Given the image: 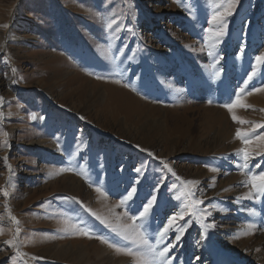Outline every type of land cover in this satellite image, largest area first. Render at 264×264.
Instances as JSON below:
<instances>
[{"label": "rangeland", "instance_id": "rangeland-1", "mask_svg": "<svg viewBox=\"0 0 264 264\" xmlns=\"http://www.w3.org/2000/svg\"><path fill=\"white\" fill-rule=\"evenodd\" d=\"M227 2L0 0V264H158L71 227L123 246L109 225L131 223L124 212L138 215L156 187L149 218L137 221L152 243L168 217L204 202L177 221L185 232L171 264H264V196L245 198L246 173L264 171L256 155L264 143L249 146L243 169L236 137L264 123V92L248 94L264 85V65L255 64L264 0H234L225 35L209 48V22ZM240 88L250 107L230 113L223 105ZM34 141L64 159H49ZM187 180L199 183L190 189ZM133 186L136 195L118 207ZM14 237V247L5 243Z\"/></svg>", "mask_w": 264, "mask_h": 264}, {"label": "snow or ice", "instance_id": "snow-or-ice-1", "mask_svg": "<svg viewBox=\"0 0 264 264\" xmlns=\"http://www.w3.org/2000/svg\"><path fill=\"white\" fill-rule=\"evenodd\" d=\"M233 6L234 0H228V2L223 6L222 11L214 12L209 23L214 24L215 28L210 27L207 29V32L210 35L206 38L205 41L209 48H215L216 44L220 42V38L225 35V29L227 28L226 18L232 15ZM115 23L116 21L113 20L112 23L108 25V27L111 28L112 25ZM209 54L212 55L213 53L210 52ZM255 64L264 65V53L255 57ZM218 74L219 73H217V75ZM255 76L256 70L255 67H253L252 71L248 73L247 79L243 83L247 85L250 81L253 80ZM251 91L264 92V85L249 90V95L251 94ZM244 92L245 88H240L239 91L235 93V100L225 103L223 107L227 108L230 113L235 107H250L249 105L244 104L241 100V94ZM2 103L3 97H0V104ZM209 103H211V101H209ZM261 111H264V109H262ZM81 118L83 119V117ZM232 119L240 124L248 123L247 121L239 120V118L235 114H233ZM258 128H264V123L254 124L249 130V132H244L240 129H237L236 131V137L241 140L243 145H245V147L240 149V152L243 153V158L245 161L242 166L243 169H248V161L250 159L252 151H254V149H251L249 146L256 144L257 141L264 143V134H257L255 136H251L249 134L256 133V129ZM256 155H264V153L256 152ZM165 167H167V165H165ZM256 167H259V164H257ZM63 170L64 169H61V171ZM136 171L137 173H140V169H136ZM168 171L172 172V169L168 168ZM246 174L248 175V180L245 186H250V191L247 197L245 198H253L254 196H264V171L259 172V174H253L249 170V172ZM173 175H175V173H173ZM177 179H179V177H177ZM198 183L199 182L195 180L184 181V184L189 186L190 189L194 188ZM97 191H100V189L97 188ZM224 191H227V189H224ZM156 192H158V187L153 189V193L149 194V197L146 199V202L142 204V210L138 212V215L134 214L129 216L127 211L124 212V215L129 220H131V223L116 224L115 226L109 225L111 227V230L125 242L123 246L117 245L116 243H111L102 236H93L92 232L87 228H78L76 225H72L71 227L79 235L85 236L89 239H98L102 243L108 244L110 248H114L117 252H123L126 255L138 257L140 260L143 261H157L158 264H171L172 257H169L168 253L171 249L177 247L181 243L182 237L185 232V227L177 226V221L184 220L186 215L192 216L199 211H203L201 209H198L197 206L203 204L204 202L201 199H192L191 205L189 207H187L186 209L182 208L179 212L168 217L167 222L163 225L161 229L158 230L157 235L155 237V242L152 243L150 242L146 233L142 230V226L137 224V221H146L149 218L151 210L157 202V196L154 194ZM136 193L137 188L135 186L131 187V189L127 191L126 195H124L120 199L119 205L117 206L126 207L128 202L133 199ZM5 195H7L6 192ZM188 195L191 198L194 196V193L190 190ZM92 215H95V213H92ZM207 215L210 216L211 213L207 212ZM97 219H100V217H97ZM117 219H119V217H117ZM13 220L15 221V218H13ZM15 223L18 224L19 221H15ZM188 223L189 221L185 220V225H187ZM200 223L203 224V220H201ZM203 226L205 230H207V228L214 227V225L212 224H207ZM170 230H175L176 235L174 239H172L170 242H166V237L168 236ZM18 232L19 229H17V233ZM5 243L10 247H14L15 237L11 240L5 241ZM162 244L164 246L161 248L160 245ZM11 259L13 264H15V257H12ZM197 259H199V257H197Z\"/></svg>", "mask_w": 264, "mask_h": 264}, {"label": "bare ground", "instance_id": "bare-ground-1", "mask_svg": "<svg viewBox=\"0 0 264 264\" xmlns=\"http://www.w3.org/2000/svg\"><path fill=\"white\" fill-rule=\"evenodd\" d=\"M179 32V31H178ZM180 33V32H179ZM175 36V35H174ZM177 36V35H176ZM179 36V35H178ZM177 38V37H176ZM68 75H70L71 73L70 72H68L67 73ZM173 75V74H172ZM109 101L110 102H112L111 101V99H109ZM116 105L117 106H119V107H123V106H125V104L121 101V102H118V103H116ZM54 142V141H53ZM32 146H34V147H39L40 149H42V150H44V151H49V155L48 156H50V158L49 159H51V158H53V160L55 159L56 161H61V160H63L64 159V156H63V154L62 153H59L58 152V149L54 146V148H53V146H51L50 144L48 145L49 147H47L46 145H47V143L44 141V142H38V141H34L32 144H31ZM55 145H56V143H55ZM234 175V174H233ZM241 179V178H240ZM239 179V180H240ZM243 181V180H242ZM80 182V181H79ZM243 182H245V180L243 181ZM247 182V181H246ZM80 185H82L81 183H80ZM240 185H241V183H240ZM83 186V185H82ZM243 189V188H242ZM241 189V190H242ZM88 191L86 190V193H87ZM239 192H241V191H239ZM88 194V193H87ZM250 205V204H249ZM247 209H250V208H247ZM245 216H247V214H245ZM245 218V217H244ZM242 220V219H241ZM244 220V219H243ZM244 222V221H243ZM242 223V222H241ZM208 230H210V228L208 229ZM224 233H226L225 231H224ZM206 236V235H205ZM246 253V252H245ZM252 253V252H251ZM250 253V254H251ZM247 256V255H246ZM253 260V258H251V261ZM199 261V260H198ZM106 264H126V261H122V260H109V261H107L106 262ZM241 264V263H240Z\"/></svg>", "mask_w": 264, "mask_h": 264}]
</instances>
